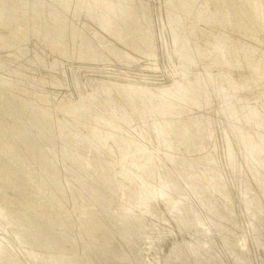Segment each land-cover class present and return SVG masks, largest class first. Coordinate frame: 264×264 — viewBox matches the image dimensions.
I'll use <instances>...</instances> for the list:
<instances>
[{"label":"bare ground","instance_id":"6f19581e","mask_svg":"<svg viewBox=\"0 0 264 264\" xmlns=\"http://www.w3.org/2000/svg\"><path fill=\"white\" fill-rule=\"evenodd\" d=\"M0 264H264V0H0Z\"/></svg>","mask_w":264,"mask_h":264},{"label":"water","instance_id":"95a60500","mask_svg":"<svg viewBox=\"0 0 264 264\" xmlns=\"http://www.w3.org/2000/svg\"><path fill=\"white\" fill-rule=\"evenodd\" d=\"M174 1V0H173ZM176 2L180 1V0H175ZM216 1V0H215Z\"/></svg>","mask_w":264,"mask_h":264}]
</instances>
